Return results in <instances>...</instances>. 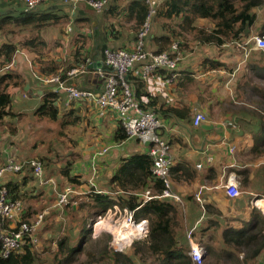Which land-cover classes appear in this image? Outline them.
<instances>
[{
    "label": "crops",
    "instance_id": "crops-1",
    "mask_svg": "<svg viewBox=\"0 0 264 264\" xmlns=\"http://www.w3.org/2000/svg\"><path fill=\"white\" fill-rule=\"evenodd\" d=\"M127 1L120 0L122 4L120 6ZM256 13L257 18L250 26L249 34L241 40H231L221 46L212 41L204 42L203 46L199 47V41L193 39L192 34L188 41V46L192 47V50L185 53L178 65L175 81L168 82L166 77L163 79L160 74L142 79L143 82L137 81L132 73L128 76L134 87L137 81L144 85L143 91L154 97L144 99L148 101L151 99V104L147 101L148 107L155 113L170 109L168 117L160 116L164 124L161 136L171 145L172 167L182 163L192 171V176L175 180L171 174L172 167L170 168L173 189L181 196L182 201L179 204L182 218L178 230H181L187 239L189 234L193 241L203 246L205 249L203 264H260V258H264L263 248L256 257L244 259L249 249L242 247L235 252L233 248L223 243L221 236L226 226L241 227L251 220L253 209L264 216V171L259 168V164L264 162V153L252 150L255 141L264 135V52L256 49L251 40L262 30L264 13L262 9L256 10ZM78 18L77 22L70 20V31L66 30L69 22L62 20L44 25L39 30H32L33 26L29 25L30 30L26 35L16 34L11 42L22 45L25 39L38 35L45 43L43 51L41 50L44 56L41 57L44 60L47 58L52 65L64 62L76 50L84 57L102 61L103 44L106 47L124 49H132L134 46L136 34L131 28L134 19H127L126 10H122L121 7L109 12L88 13V16L78 14ZM179 21L178 18L154 19L145 39L146 48L153 51V37L168 30L166 27H175L174 24ZM10 25L14 31L16 24ZM159 25L163 28H159ZM195 25L207 31L213 27V23L204 18H197ZM28 55L32 58L33 54ZM208 57L218 61V66L210 67ZM92 69L94 68L89 67L84 73L66 75L64 80L80 88L99 90L101 82ZM19 70L15 73L25 80L28 88L24 90L25 85L23 90L28 91L24 94L20 87L12 88L11 92L16 98L14 101L20 102L22 108L18 105L17 112L13 111L11 117L27 112L23 109L25 106L36 118L59 125L54 138L49 141H59L62 154L66 156V160L73 162L70 174L80 176L82 183L74 187L81 191V194L89 191L92 184L97 190L103 188L117 167L120 157L134 151H148L149 144L137 138L125 140L114 138L119 125L114 110L108 109L101 114L91 104L75 100L66 101V94L54 91L53 85L44 87L32 78L30 70ZM45 90L58 94L54 102L58 108L57 118L51 119L33 112L46 94L38 92ZM27 103L29 105H26ZM171 108L180 109L181 112L187 111L189 116L178 117ZM198 111L207 116V121L195 126L193 116ZM74 117L77 120L72 124L71 120L73 121ZM3 120L0 124V165L8 157L17 155L19 158L18 155L21 154L15 146L17 141L21 140L15 132L17 127L3 126ZM44 129L48 131L49 127ZM12 148L15 150L11 151ZM197 164L201 166L197 167ZM210 169L214 172H209ZM235 170H247L250 182L241 183L242 177ZM229 175H234L239 182L238 197H229L225 190L218 192L214 185L218 180H227ZM49 177L46 175V178ZM59 177L65 181L60 191L66 185H71L62 175ZM53 181V184L39 185L42 187L41 192L31 201L38 202L44 198L47 193L46 187L54 185L55 180ZM35 194H38V191ZM186 195H192V198L186 201ZM23 213L22 204L21 215ZM100 224L99 222L98 225ZM209 249L215 251L216 256L211 254ZM221 250L234 253L231 257L225 251L221 255L219 252Z\"/></svg>",
    "mask_w": 264,
    "mask_h": 264
},
{
    "label": "trees",
    "instance_id": "trees-1",
    "mask_svg": "<svg viewBox=\"0 0 264 264\" xmlns=\"http://www.w3.org/2000/svg\"><path fill=\"white\" fill-rule=\"evenodd\" d=\"M79 5L76 8L78 10L71 13L68 5L63 0H61V3L57 2V0H47L32 10H26L22 2L0 0V29L5 26V33L12 32L11 28L7 27L12 26L10 23H15V29L19 31L28 28L29 25L33 26V28L31 26L32 30H39L44 25L61 20L62 22H69L70 20L77 22L79 21L78 14L88 16V13H97L83 3ZM120 5H122L120 0H110L101 12H109L119 7L122 10H126L127 19H134L131 28L137 38V33L147 14L148 6L145 0H128L123 6ZM258 9H262L264 13V0H157L156 11L152 21L154 19L170 20L174 18H178L180 21L174 24L175 27H166L168 30L153 37V51L157 53L169 51L171 43L177 40L183 55L190 53L192 47L188 46V41L191 39L192 34L193 39L199 41V47H202L204 42L212 41L221 46L231 40H241V38L249 34V28L257 18L256 10ZM2 11L5 12L2 13ZM197 18H204L211 21L213 23L212 29L207 31L204 28H197L195 25ZM161 26L164 27L163 24ZM161 26L159 28H163ZM261 28L262 30L258 34L264 35V21L262 22ZM44 44L43 40L36 35L25 39L21 45L22 48L27 49L30 54H33V67L40 76L60 74L61 79L64 80L66 78L65 73L69 69L81 64L85 59L83 54L81 55L76 50L70 56L68 55L69 58L64 60V62L62 61L61 63L52 65L47 58L44 60L41 57L42 55L44 56V54H41L43 53L41 50ZM15 47L16 45L13 43H3L0 47V57H4L7 61L11 60V55L16 49ZM101 48L104 50L108 47L103 44ZM207 60L210 67H213V65L218 66V61L209 57ZM11 68L4 69L0 72V124L2 123L3 117L11 113L13 98L15 96L11 92L12 88L20 87L24 94H27L28 91L23 90L26 82L21 75L15 73V71L14 73H9ZM177 69L172 71L159 69L154 71L150 76L160 74L164 79L165 77L171 76L172 72L177 73ZM32 78L44 87L48 86L33 75ZM136 78L137 81L140 80L143 82L141 78ZM175 79L176 77L173 80L175 81ZM137 81H135V87L133 86L135 98L143 108H148V102L151 104L152 101L151 99L148 101L144 98H151L153 96L149 92L143 91L145 90L144 85L139 84ZM57 95L56 92H46L43 100L39 102L33 112L46 115L51 119L57 118L58 108L54 103ZM169 110L161 111V113H156V115L159 118L168 117L170 115L168 113ZM171 111L178 117L184 118L189 116L187 111L181 112L180 109L171 108ZM10 115L12 116L13 114ZM76 120V117H74L71 123L74 124ZM114 138L116 140H125L127 138L126 132L120 122L115 130ZM263 138L264 135L261 136V139L255 141L252 147L253 151L264 153ZM42 157L39 160L43 163ZM49 160L46 157L45 164H49ZM72 164V161L66 160L65 164L60 165L58 173L69 184L78 187L82 181L80 180V176L70 174ZM152 165L153 159L148 151H134L126 156L120 157L117 167L108 178L107 183L103 185V188L101 187L100 191H95L93 188H90L84 194H71L69 195V203L61 209L63 211L64 208H74L77 205L78 208H82L85 207L83 203L87 201L86 204L89 206L88 211L93 217H96L103 215L114 205H117L120 209L127 208L133 211L135 220L143 218L148 220V233L146 237L134 240L130 249L126 252L115 250L112 246H109L110 234L101 232L96 238H91V227L88 226L91 223H87L85 219H87L88 215H85L84 218L81 216L78 219L69 218L65 224L66 228L62 226V229L65 228V230L61 233L59 231L55 232V229L52 228L51 231L54 232H51L50 237L44 241L42 252H53V264H75L79 261L80 256H85L81 264H189L188 239L185 235H182L181 230H178L182 218L179 204L182 201L177 202L169 197L158 196L164 188V183L161 178L156 177L152 173ZM46 166L45 169H47ZM22 172L23 174L20 178H9L5 186L8 189V197L10 199H18L21 202L28 201L26 203L29 206L31 199L36 198L40 194V188L42 189V187L38 185L33 176L32 168L29 165H24L23 169L19 172L7 175L20 176ZM25 172H27V175L24 174ZM209 172H214V170L210 169ZM235 172L242 177L240 178L241 183L248 184L250 182L249 176H247V170H235ZM171 174L175 180H179L181 177L192 176V171L185 164L178 163L177 166L171 168ZM37 191L38 194H35ZM76 198H79L78 202ZM191 198L192 195H186L185 200L187 201ZM74 200L76 204H72ZM78 210H71L70 213L76 211L78 213ZM21 219L29 220V218L26 219L25 217ZM77 220H81L79 227L76 222ZM7 222V220L0 221V223H3V229H10V225ZM43 222L44 220L42 224ZM58 224L62 225L63 222L60 221ZM53 227L56 228L57 225H53ZM221 236L223 243L233 248L235 252L242 247H247L249 250L244 259H252L264 248V216L253 209L251 220L244 223L241 227L226 226L222 230ZM102 237L105 238L103 239ZM101 243L103 244L99 247V256L95 258L93 247ZM33 247L34 244L27 241L19 250L11 251L7 256H2L0 245V264H39L38 254L34 251ZM224 251L230 257L234 253L227 250H221L219 252L223 255L225 253ZM210 252L216 256L215 251L213 252L211 250Z\"/></svg>",
    "mask_w": 264,
    "mask_h": 264
},
{
    "label": "built area",
    "instance_id": "built-area-1",
    "mask_svg": "<svg viewBox=\"0 0 264 264\" xmlns=\"http://www.w3.org/2000/svg\"><path fill=\"white\" fill-rule=\"evenodd\" d=\"M22 2L26 10L37 8L40 3L47 0H6ZM68 5L71 13H74L80 3L93 9L95 12H101L110 0H63ZM148 9L144 21L137 33L132 49L124 48H105L103 50L102 66L92 69L94 75L100 80L101 88L99 90H90L77 87L74 84H67L61 79L60 74L38 75L32 68V60L27 53L20 49H15L12 60L0 68V72L9 69L12 66L17 55H21L27 64L31 74L47 85H53L54 91H61L66 94V101H82L94 105L101 114L108 109L114 110L119 122L121 123L127 138H137L144 143L149 144L148 153L153 159L152 173L162 179L164 188L158 195L159 197H169L174 201L181 202V197L176 193L172 186L170 168L172 166L171 146L169 142L162 138L160 132L163 128V121L156 113L148 108H143L135 98V91L132 83L129 81V73L141 79H147L156 70L177 69L184 55L179 47L177 40L170 45L169 51L154 52L145 46V38L150 32L153 16L156 11L157 0H145ZM66 30H71V21L66 26ZM251 40L254 47L264 52V35H254ZM94 60L85 57L84 61L76 67L69 69L66 75L73 76L84 73L88 70V65ZM176 72H172L167 77L168 82L173 81ZM207 121V116L198 111L193 116V125ZM233 151V149H231ZM24 165L32 168L33 176L38 185L54 183L52 178H44L42 162L37 158L18 159L14 156L8 157L4 164L0 165V221H13L10 229L0 232L1 255L7 256L11 251L19 250L27 241L32 244L38 242L36 231L41 225L46 210L34 215L33 219L22 220L18 217L22 211V202L12 200L8 197V189L3 184V178L10 173H16L23 169ZM201 164H197L200 167ZM91 187L97 190L94 184ZM225 192L229 197H238L240 195L239 182L234 175H229L225 184ZM73 185H66L58 193L55 206L63 208L69 203V195L80 194ZM149 197V196H147ZM256 202V201H254ZM76 204V201H72ZM123 214V219L119 227L115 228L113 234L114 249L121 251L126 245L132 244L135 239L144 238L148 233V220L146 218L135 220L133 211L117 205L113 206ZM131 229L134 231L132 232ZM129 230V237L124 233ZM188 256L189 264H203L205 249L198 242L193 241L188 234Z\"/></svg>",
    "mask_w": 264,
    "mask_h": 264
},
{
    "label": "rangeland",
    "instance_id": "rangeland-1",
    "mask_svg": "<svg viewBox=\"0 0 264 264\" xmlns=\"http://www.w3.org/2000/svg\"><path fill=\"white\" fill-rule=\"evenodd\" d=\"M59 2L61 3V1H59ZM7 28H10V27H7ZM28 30H30V29L25 28L21 31L15 29L12 32L5 33L6 29L4 27L1 28L0 29V47L3 45L4 41L10 42V43H13L14 45H16L15 42H11L12 39L14 38V36L16 34L20 35L23 33H24V35H26V32ZM15 48L24 50L27 53V56L29 58L31 57L28 55V53H29L28 50L22 48L21 44L16 45ZM14 52H13V54H14ZM13 54L11 55V58L13 57ZM30 59L32 60V58H30ZM11 60L7 61L4 57H0V68L4 64L10 62ZM33 66L34 65L32 63V68H33ZM11 67L12 68L10 69L9 73H14V71L15 72L20 71L19 69H27L29 71V68L27 67L25 59L19 54L14 59ZM129 81L131 82L130 78H129ZM24 90H25V88H24ZM20 93H21V91H20ZM20 97H22V96H20ZM15 99L16 98L14 97L12 110H11L10 114H12L13 111L17 112V109H18L17 106L18 105L20 106V104H21L20 102H15L14 101ZM24 101H25V99H24ZM26 105H29V104L27 103ZM20 108H22V107L20 106ZM23 109H25L24 111H27V112L23 113L22 115L19 114L18 116H15L14 118H12L10 114L7 115L3 120V126L15 125L17 127L15 132H16V134H18L19 138L21 139L20 141H17V143L15 144L17 150L21 151V154L18 155V157H19L18 159H26V158H28V159H30V158L39 159V158H41V156H43L42 157V159L44 161L42 163L44 165L43 176H44V178H46V175H49L50 177L53 176L54 177L53 179L55 180L54 185H48L46 187L47 193H46V196L44 198L40 199L38 202H32L29 200L30 201L29 206H28V203H26L28 201L22 202L23 207H24V213L22 215L20 214L18 216L20 218H21V216L25 217L26 219L30 217L32 220L33 216L35 214L40 213L44 210L47 211V213L43 219L44 222H43V224L41 223L42 226L40 225L41 227H39L38 230L36 231V236L38 238V242L33 247L34 251H36V253L38 254L37 257L39 259V264H53V262H52L53 252H51V251H48L47 253L42 252L44 241L50 237L51 232H52L51 231L52 228L55 229V232H57V231H59V233L63 232L66 228L65 224L67 223L69 218L70 219L71 218L78 219L79 216L84 218L85 215H88L87 219H85V220H87V223H91V224H88V226L91 227V238H96L101 232H104L105 234H110L111 239L109 240V246H112L114 248V246H113L114 245L113 234L115 233V228L119 227V224H121V221L123 219V214L121 212H119L118 210H114L113 207H111L103 215L93 217L91 215V213L88 211L89 206L86 204L87 201H85L83 203V205L85 207L78 208V205H77V207H74V208H72V207H70L69 209L64 208L63 211H61L60 208L55 206V199L57 197V193H60L61 192L60 189L65 185V181L61 177H59L60 175L58 174V172L60 169L59 168L60 165L62 166L63 164H65L66 161H64V160H66V158H65L66 156H64V154H62L63 152L61 151L59 141H49V140H52L54 138L55 132H56L59 125H57L56 122H52V121L44 120V119L40 120V119L36 118L35 115L31 114L32 111L29 112L27 110V107H25V106L23 107ZM30 126H32V128H30ZM35 127H37V129ZM46 127H49L48 131H44L45 130L44 128H46ZM60 143H62V142H60ZM17 144H18V147H17ZM14 150H15L14 148L11 149V151H14ZM11 155H14V154L11 153ZM14 156H16V158H17V155H14ZM44 157L45 158L48 157L50 159L49 164H45V158ZM259 165H260L259 168H261L264 171V162L260 163ZM45 166L47 167V169H45ZM47 173H49V174H47ZM54 173H56L57 175ZM24 174L27 175V172H25ZM21 175L22 174H20V176L19 175H12V176L6 175L3 178L2 182H3V184H5L9 178H12V179L20 178ZM28 176H30V175H28ZM225 182H226V179H222L221 181L218 180V182L216 181V183L214 185L218 188V192L221 190H223V191L225 190V187H224ZM50 184H53V183H50ZM239 189H240V187H239ZM76 199L78 202L79 198H76ZM27 206H28V208H27ZM77 209H79L78 213H77V211L70 213L71 210H77ZM60 221L63 222L62 225L58 224ZM80 221L81 220L76 221L78 223V227L80 225ZM99 222L101 223L100 225H98ZM13 224H14L13 221L9 220L8 225L12 226ZM53 225H57V227L54 228ZM62 226L65 228L62 229ZM0 227H1L0 232L6 230V229H3L4 228L3 223H0ZM102 238L104 239L105 237H102ZM139 239H142V238H139ZM135 240H137V239H135ZM102 244L103 243H101L98 246L94 245L93 251L95 253V258H98V256H99L98 250ZM130 247H131V244L126 245V247H124V249L121 251L126 252V251H128V249H130ZM84 259H85V256L84 257L80 256L79 261L76 262L75 264H81L83 262L82 260H84ZM260 259H261L260 264H264V258L261 257Z\"/></svg>",
    "mask_w": 264,
    "mask_h": 264
},
{
    "label": "water",
    "instance_id": "water-1",
    "mask_svg": "<svg viewBox=\"0 0 264 264\" xmlns=\"http://www.w3.org/2000/svg\"><path fill=\"white\" fill-rule=\"evenodd\" d=\"M100 66H102V61H99V60L94 61L88 65V67H90V68H95V67H100ZM27 88H28V85L25 86V89H27ZM42 92L45 93L47 91L46 90L45 91H39L38 93L41 94Z\"/></svg>",
    "mask_w": 264,
    "mask_h": 264
},
{
    "label": "bare ground",
    "instance_id": "bare-ground-1",
    "mask_svg": "<svg viewBox=\"0 0 264 264\" xmlns=\"http://www.w3.org/2000/svg\"><path fill=\"white\" fill-rule=\"evenodd\" d=\"M94 225H95V224H94ZM131 231L134 232L132 229H131ZM124 236H125V237H129V230L126 231V232L124 233Z\"/></svg>",
    "mask_w": 264,
    "mask_h": 264
}]
</instances>
